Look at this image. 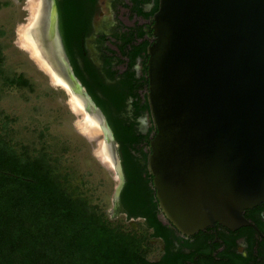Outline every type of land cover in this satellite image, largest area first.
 I'll return each mask as SVG.
<instances>
[{"label":"water","instance_id":"obj_1","mask_svg":"<svg viewBox=\"0 0 264 264\" xmlns=\"http://www.w3.org/2000/svg\"><path fill=\"white\" fill-rule=\"evenodd\" d=\"M37 28L38 51L64 86L26 52L82 102L78 113L69 104L80 126L101 129L103 141L80 131L99 141L95 157L116 175L117 208L126 185L119 144L59 43L45 40L44 17ZM152 35L147 101L157 133L146 167L161 217L184 238L245 226V211L264 203V0H159Z\"/></svg>","mask_w":264,"mask_h":264},{"label":"trees","instance_id":"obj_2","mask_svg":"<svg viewBox=\"0 0 264 264\" xmlns=\"http://www.w3.org/2000/svg\"><path fill=\"white\" fill-rule=\"evenodd\" d=\"M158 9L145 17L151 19ZM145 34L127 31L122 45L109 51L116 57H105L103 75L90 68L87 79L73 64L75 76L105 115L119 144L126 185L118 212L127 219H141L145 228L137 233L113 225L53 146L41 138L27 144L17 139L9 117L4 116L0 122V264L198 263L195 255L176 251L175 241L184 245V239L161 219L146 167L156 129L152 126L146 135L136 130L137 120L149 115L147 49L152 42L138 43ZM149 36L153 38L152 30ZM1 56L0 50V69ZM138 59L144 62L140 78L133 71ZM121 65L126 67L122 73L117 69ZM2 74L0 70L1 88L29 86L23 76L2 78ZM135 154L141 155L144 166ZM152 240L163 245L157 262L148 260Z\"/></svg>","mask_w":264,"mask_h":264},{"label":"rangeland","instance_id":"obj_3","mask_svg":"<svg viewBox=\"0 0 264 264\" xmlns=\"http://www.w3.org/2000/svg\"><path fill=\"white\" fill-rule=\"evenodd\" d=\"M29 3L30 0H0L2 78L23 76L29 83L24 88L0 87V122L4 116V119L9 117L15 137L26 144L41 138L45 144L52 145L62 159V164L75 176L76 182L81 183L87 196L106 213L109 221L124 230L138 233L145 228L144 222L141 219H127L118 212L119 207L115 208L113 196L117 186L116 175L96 159V143L82 136L79 129L82 117L75 115L70 109L71 96L52 85L49 78L32 62L26 50L19 45L20 29L30 23ZM124 19L127 21L126 16L117 15L113 20ZM92 53L96 61L100 62V48L92 49ZM124 67L119 66L117 69L123 71ZM142 67L143 62H140L137 65L140 77ZM139 126L148 134L153 126L150 115H143ZM98 139L103 141L102 133L98 135ZM136 155L141 158L140 154ZM149 246L148 260L157 262L162 256L163 245L158 240H152Z\"/></svg>","mask_w":264,"mask_h":264},{"label":"flooded vegetation","instance_id":"obj_4","mask_svg":"<svg viewBox=\"0 0 264 264\" xmlns=\"http://www.w3.org/2000/svg\"><path fill=\"white\" fill-rule=\"evenodd\" d=\"M42 3L45 5V40L50 36L49 29L55 27L56 39L73 73L75 64L87 79H90L87 71L90 68L103 75L105 57L114 56L109 51H116L122 45L127 31L146 33L144 39H139V44L148 39L153 41L149 36L153 17L147 19L145 15L154 13L159 0H42ZM117 15L126 16L127 21H114ZM94 48L101 50L98 53L100 62L92 53ZM140 62L143 59H138L133 67L137 78H140L137 72ZM131 103L132 100L128 105ZM140 119L137 120V133L146 135L139 126ZM140 162L144 163L141 159ZM244 218L247 225L236 230L216 225L188 238L177 233L184 239V245L175 241L176 251L181 249L187 255H195L193 259L197 264H264V203L245 211Z\"/></svg>","mask_w":264,"mask_h":264},{"label":"bare ground","instance_id":"obj_5","mask_svg":"<svg viewBox=\"0 0 264 264\" xmlns=\"http://www.w3.org/2000/svg\"><path fill=\"white\" fill-rule=\"evenodd\" d=\"M29 9L31 12V18L29 20L30 23L27 27L20 29V31H19V45H20V47H22L23 49H25L27 52H29L31 54L32 58L37 62L38 65H40V67L42 69H44L47 73H49L51 75V79H52V82L54 85L64 86L63 83L59 80V78L57 76L55 77V75H53V73L50 72L49 64L44 61V59L41 55L42 52L40 53V51H38L39 48L37 45V34H38L39 30H38L37 26L39 27L40 19H41V16L43 15V12H44L42 0H30ZM49 30H50L49 31V34H50L49 42L52 46L57 48L58 41L56 39V35L54 32L53 33L51 32V29H49ZM70 105L76 113L80 112V109L82 108L80 106H83L82 102L81 101L79 102L74 97H71ZM85 121H84V124L83 123L81 124V126H80L81 122L79 123V126H80L79 129L82 130L83 132H85L86 135H89L91 137H94L95 135H97V137H98V135L102 133L101 129L98 127L97 124L94 126L88 120L86 122ZM95 142L99 143V141H95Z\"/></svg>","mask_w":264,"mask_h":264}]
</instances>
